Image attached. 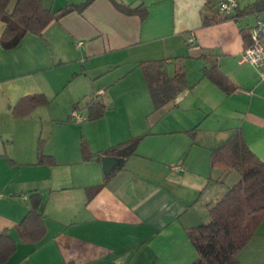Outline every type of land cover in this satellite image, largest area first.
<instances>
[{
  "label": "crops",
  "instance_id": "obj_1",
  "mask_svg": "<svg viewBox=\"0 0 264 264\" xmlns=\"http://www.w3.org/2000/svg\"><path fill=\"white\" fill-rule=\"evenodd\" d=\"M87 1L43 3L58 12ZM258 1L238 0L236 15L223 17L218 0H96L41 36L27 34L13 50L0 44V236L8 231L16 243L5 264L198 260L187 230L209 223L210 208L241 179L235 170L213 166L212 153L240 131L264 162V68L242 61L245 36L264 19V11H244ZM114 2L143 5L148 16L124 15ZM205 18L219 22L204 26ZM5 27L0 21V39ZM145 63L162 65L169 78L182 68L187 89L155 108ZM214 66L235 92L205 78ZM38 94L48 106L27 118L13 116L21 99ZM93 99L107 109L88 121ZM75 110L84 121L72 117ZM137 138L135 154L105 175L104 153ZM40 152L54 163L39 164ZM34 196L41 198L46 226L35 244L23 242L18 229ZM237 260L264 264V218Z\"/></svg>",
  "mask_w": 264,
  "mask_h": 264
},
{
  "label": "trees",
  "instance_id": "obj_2",
  "mask_svg": "<svg viewBox=\"0 0 264 264\" xmlns=\"http://www.w3.org/2000/svg\"><path fill=\"white\" fill-rule=\"evenodd\" d=\"M0 0V21L5 23V31L0 44L5 50L18 47L27 34L41 36L51 23L70 12L83 14L96 0H88L82 5L73 6L63 11L45 8L43 0ZM115 8L124 15L137 16L144 20L148 10L141 5L131 8L114 2ZM264 11V0L246 8L244 13ZM219 20L204 19L203 25L209 26ZM246 48L251 45V38L245 36ZM157 63L143 64L155 108H160L175 100L187 89L186 74L182 68L169 78L161 71ZM164 78V79H163ZM205 78L213 82L227 94L236 91L232 82L214 66L205 71ZM49 105L48 99L41 94L21 99L13 108L17 118H27L36 109ZM106 105L93 99L87 104L88 121H96L105 115ZM194 131L190 135L194 136ZM141 138L133 139L104 153L106 157L128 158L135 154ZM85 159L88 146L83 143ZM54 163L50 157L39 155V164ZM211 163L224 170H235L241 175L240 181L229 188L225 196L210 208V222L187 230L191 243L195 246L199 258L193 264H239L237 255L243 251L253 238L264 218V162L249 148L240 131L222 147L212 153ZM110 176L105 178V184ZM103 186L90 189L92 198ZM40 196L32 198V207L26 218L18 225L21 240L25 243H39L46 236L43 216L39 213ZM16 250V243L8 231L0 236V264H5Z\"/></svg>",
  "mask_w": 264,
  "mask_h": 264
},
{
  "label": "built area",
  "instance_id": "obj_3",
  "mask_svg": "<svg viewBox=\"0 0 264 264\" xmlns=\"http://www.w3.org/2000/svg\"><path fill=\"white\" fill-rule=\"evenodd\" d=\"M217 9L221 16L231 17L236 15L239 10L238 0H218ZM251 45L245 49L242 56V61L251 64L259 69L264 68V19H258L251 31ZM188 42L194 43V38L190 37ZM72 117L77 122H82L85 119L78 111H73ZM178 170V168L176 169Z\"/></svg>",
  "mask_w": 264,
  "mask_h": 264
},
{
  "label": "water",
  "instance_id": "obj_4",
  "mask_svg": "<svg viewBox=\"0 0 264 264\" xmlns=\"http://www.w3.org/2000/svg\"><path fill=\"white\" fill-rule=\"evenodd\" d=\"M125 161L124 159L117 157H105L103 158V170L105 175H110L116 169H120L123 167Z\"/></svg>",
  "mask_w": 264,
  "mask_h": 264
}]
</instances>
